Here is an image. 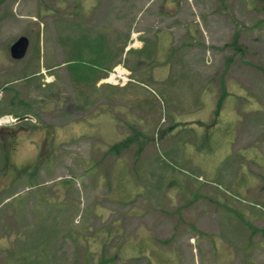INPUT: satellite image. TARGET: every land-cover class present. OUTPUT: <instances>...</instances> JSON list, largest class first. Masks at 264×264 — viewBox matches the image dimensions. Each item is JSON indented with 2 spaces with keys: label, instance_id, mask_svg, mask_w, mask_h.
<instances>
[{
  "label": "rangeland",
  "instance_id": "rangeland-1",
  "mask_svg": "<svg viewBox=\"0 0 264 264\" xmlns=\"http://www.w3.org/2000/svg\"><path fill=\"white\" fill-rule=\"evenodd\" d=\"M261 4L0 0V264H264Z\"/></svg>",
  "mask_w": 264,
  "mask_h": 264
},
{
  "label": "trees",
  "instance_id": "trees-1",
  "mask_svg": "<svg viewBox=\"0 0 264 264\" xmlns=\"http://www.w3.org/2000/svg\"><path fill=\"white\" fill-rule=\"evenodd\" d=\"M261 1H262V4H261L260 8L262 10H264V0H261ZM116 37H118V36H116ZM126 37L127 36H125V38ZM119 40H120V38L118 39V42H119ZM126 42H127L126 40L123 41V43L121 45L119 44V47L122 48L125 45ZM72 47L73 48H78V46L75 45V44ZM121 48H120V50H121ZM142 48H143V46H142ZM142 48H140L139 50H142ZM98 56H103V57L106 58V59H104L105 62L103 63L105 65V67L101 68L100 72H98L94 68L93 69L95 71H93L92 69H85L84 67H82L83 65H82L80 60H76V61L65 60V61L56 63L55 65L54 64L50 65V66H48V68L49 69H51V67L52 68H56V67H59L61 64L65 63V66L67 67V69L69 71L68 75L72 79V82L75 83L76 85L81 84V85L84 86L85 84L89 83L92 78L95 79V81L97 82L99 79L105 77L107 75L109 69L111 68L110 66L106 65L107 62H111V60L107 61L110 58V56H107V53L105 51H100V54ZM114 59H115V57H114ZM121 60H123L122 59V55H120V60L119 61H121ZM124 61H126V58L124 59ZM220 103H221V99L218 100L217 108H216L215 111L218 110V108L220 106ZM0 115H2V112H0ZM1 134H0V136H1V139H2V135ZM13 134H14V132H12V131L6 132V134L3 135V139L2 140L7 139V138H11V136H13ZM1 139H0V145L2 143ZM132 143H133V136L129 135L125 139H123V140L111 145L110 148H109V152H119L121 149L131 146L130 144H132ZM143 144H144V142L141 141V143H140V145H138L139 147L136 149V151L141 152L143 150V147H144Z\"/></svg>",
  "mask_w": 264,
  "mask_h": 264
},
{
  "label": "water",
  "instance_id": "water-1",
  "mask_svg": "<svg viewBox=\"0 0 264 264\" xmlns=\"http://www.w3.org/2000/svg\"><path fill=\"white\" fill-rule=\"evenodd\" d=\"M29 40L25 35L19 36L15 41L12 42L9 48V52L12 58H22L28 49Z\"/></svg>",
  "mask_w": 264,
  "mask_h": 264
},
{
  "label": "built area",
  "instance_id": "built-area-1",
  "mask_svg": "<svg viewBox=\"0 0 264 264\" xmlns=\"http://www.w3.org/2000/svg\"><path fill=\"white\" fill-rule=\"evenodd\" d=\"M109 82L124 84L126 81L129 80L127 73L120 67H115L110 74L108 75L107 79Z\"/></svg>",
  "mask_w": 264,
  "mask_h": 264
},
{
  "label": "crops",
  "instance_id": "crops-1",
  "mask_svg": "<svg viewBox=\"0 0 264 264\" xmlns=\"http://www.w3.org/2000/svg\"><path fill=\"white\" fill-rule=\"evenodd\" d=\"M118 27V26H117ZM116 36H118V33L116 34ZM129 39H130V36H129V38H128V41H129ZM134 49H136V48H134ZM134 51H137V50H134ZM119 60H120V56H116L115 57V59L113 58L112 60H111V62H107V65L108 66H113L114 64H116V63H118L119 62ZM124 65H125V67L130 71V72H132L133 71V69H132V67H130L129 65H127V63H126V61H124V63H123ZM132 74V73H131ZM137 81H138V79H136ZM141 82V84H145L143 81H140ZM104 83H101V86L103 85ZM107 84V83H106ZM109 85V87H113L114 85H111V84H108ZM126 86V85H125ZM124 86V87H125ZM256 151H257V148H256ZM5 257L7 258V252H5Z\"/></svg>",
  "mask_w": 264,
  "mask_h": 264
},
{
  "label": "flooded vegetation",
  "instance_id": "flooded-vegetation-1",
  "mask_svg": "<svg viewBox=\"0 0 264 264\" xmlns=\"http://www.w3.org/2000/svg\"><path fill=\"white\" fill-rule=\"evenodd\" d=\"M7 164V163H6ZM11 165V168H8L7 169V172H8V170L11 172V174L9 175V180H12V181H15L18 177L17 176H19V174H20V171H18V169H17V167L15 166V164L14 163H11L10 164ZM19 172V173H18ZM8 183L9 182H7V181H5L3 184H4V188H7L9 185H8ZM2 184V185H3ZM2 186H0V188H1Z\"/></svg>",
  "mask_w": 264,
  "mask_h": 264
}]
</instances>
